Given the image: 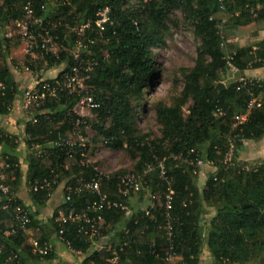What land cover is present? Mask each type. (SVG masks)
<instances>
[{
    "label": "trees",
    "instance_id": "16d2710c",
    "mask_svg": "<svg viewBox=\"0 0 264 264\" xmlns=\"http://www.w3.org/2000/svg\"><path fill=\"white\" fill-rule=\"evenodd\" d=\"M56 1L55 10L49 9L48 5L45 11H41L40 6L35 4V15L50 17L57 24L52 35L55 43L61 47L57 57L40 52L38 69L43 67L48 70L63 64L64 72L70 71L74 61L68 50H72L79 41L84 44L93 41L88 46V53L84 52L81 57L84 65L95 63L86 83V91L98 107L92 111L95 120L84 119L82 130L86 127L94 129L104 139L103 145L110 150L117 151L126 145L130 153L136 151L139 158L134 169L139 173L156 159L191 149L195 151L194 156L211 163L214 169L201 191L195 179L198 172L195 175L193 168L181 164L176 166L170 160L166 162L167 176L172 180L170 185L161 180L157 172L150 174L147 190L150 195L159 196L151 219L145 217L142 211L133 212L129 219L120 210L100 212L102 220L98 237H109L113 245L128 241L122 252L117 251L115 264H200L204 247L213 264H264V161L250 172H225L222 166L229 139L235 142L237 156L243 141H258L264 136V113H253L240 128L234 132L231 130L232 118L245 113L248 96L244 91H237L235 83L224 90L217 88L221 73L227 70V52L221 47L222 38L218 29L220 22L212 19L219 12L218 1L69 0L68 4L64 0ZM258 6L260 9L256 11ZM224 7L223 12L237 27L264 21V0H224ZM171 8L182 10L193 26V35L199 39L200 46L194 67L184 73L185 86L181 98L173 107H156L161 137L150 142L148 136L137 135V117L132 103L141 105L142 111L145 109L142 96L155 77L151 48L163 43ZM104 9H108L109 21L100 34L95 22ZM21 11V0H0V27L14 28ZM252 11L257 13L256 17H253ZM86 24L89 27L81 36L74 32H69L70 37L66 36L69 27L79 28ZM15 42L20 44L21 40L17 38ZM10 44L9 40H0V83L3 86L0 90V116L9 114L18 94L7 60ZM228 54L233 56V64L240 72L264 67V62H259L264 60V40L255 46L234 48ZM13 61L17 68L25 71V66H28L33 71L36 60L20 56ZM64 72L59 73L58 78ZM38 81L37 90L43 83L41 78ZM46 82L53 83L52 80ZM79 97L63 91L58 99L39 102L38 108L32 104L26 112L29 117L25 125L28 150L31 151L33 145H39L47 151L40 156L30 152L27 158L28 187L31 199L38 207L48 202L60 184L65 183V197L66 190L76 185L78 180L90 181L97 175L94 171L97 164L81 165L78 149L69 157L64 150L52 146L59 138L72 136L75 116L71 114L69 117L67 114L72 112ZM188 101H191V105L185 116L183 108ZM217 108L223 111L224 116L214 117ZM2 142H9L4 132L0 137ZM5 162L2 170L6 174L7 185L13 189L20 177L18 165L12 159ZM118 177L119 173L113 177H100L102 192L113 200L118 199ZM44 181L49 186L34 192L35 182L43 184ZM169 191L172 192L168 215L173 231V253L181 259L170 262L166 256L170 246L164 229V203ZM95 199L90 192L72 196L70 202L64 199L60 208L54 211L50 225L56 237L71 251L85 256L81 264H112L110 252H92V247L78 231L79 224L68 223L59 227L54 222L58 212L65 213L74 208L80 213L87 203ZM16 207L26 212L20 203L12 204L8 210L0 209V264H6L7 258L14 255L17 258L8 264H24L29 256L36 261L52 260V251L46 256L32 255V248L26 244L27 236L23 233L9 234L15 226L13 213ZM205 208L211 209L214 216L203 226ZM29 216L31 223L28 228H37ZM38 233L39 245H48L43 231L39 229Z\"/></svg>",
    "mask_w": 264,
    "mask_h": 264
},
{
    "label": "built area",
    "instance_id": "2783aa9c",
    "mask_svg": "<svg viewBox=\"0 0 264 264\" xmlns=\"http://www.w3.org/2000/svg\"><path fill=\"white\" fill-rule=\"evenodd\" d=\"M219 3V12L225 10L224 0H217ZM22 2V11L20 19L15 22V36L21 40L24 44V51L32 60H40L41 57L39 53L43 55H53L57 57V50L54 47L55 38L52 35V31H55L57 24L51 21L50 17H44L42 15H35V4L37 3L40 6L41 11H45L48 5H53L56 3V0H21ZM64 3H69V0H64ZM51 5V6H52ZM260 9V6L256 8V11ZM108 9H104L98 14V20L95 22V27L98 30V33L102 34L104 32V25L109 21L107 17ZM253 17L257 16V13L253 12ZM221 25L218 26V29ZM89 27V24L80 26L79 28H72V32L76 33L78 36H81L83 31ZM7 30L4 34H0V40H11L13 39V34L7 33ZM40 38V40H39ZM222 38V37H221ZM93 41L89 40L87 43L81 41L76 43V46L69 50L68 53L71 55L74 66L70 71L64 72L65 66L61 72H64L60 78L58 75L51 79L52 84H49L45 81H42L41 87L37 90H26L23 93L24 97V108L25 113L31 108L32 104L38 108L39 102H43L46 99H58L59 94L63 91L67 95H78L80 96L78 103L75 105L71 113L67 115L71 117V114H74L75 119L73 121V132L72 136L66 138H59L56 142L52 144L53 148H60L65 151L66 155L71 157L72 152L76 149L80 155V163L82 166L91 165V161L88 158V148H87V139H86V128L84 130L83 126L85 125L84 119L87 116H84L85 110H90L91 112L95 110L98 106L96 105L93 97L88 94L86 91V83L90 79V72H92V65L95 64H86L82 63L81 55L84 52L88 53V46L92 45ZM221 47L224 48V43L222 42ZM259 62H264L261 60ZM226 68L227 70L235 76V84L237 85V91H244L248 96V101L246 102V111L244 114L235 115L232 118L231 130L234 132L237 128H240L244 123H246L250 117L255 112L264 113V78H247L239 74V70L233 64V56L227 53L226 56ZM28 66L25 67V71H29ZM60 72V73H61ZM3 89L2 84L0 83V90ZM224 113L221 109L217 108L214 112V117H222ZM34 119V118H33ZM32 119V120H33ZM88 119V118H87ZM33 123L35 120L32 121ZM3 136V131L0 128V137ZM243 145L245 141L242 142ZM229 148L222 159L223 170L228 172L230 170H235L237 173L241 172H250L254 170L258 163L256 164H243L238 161L237 156L235 155V142L231 139L228 141ZM30 152H35L37 156L45 155L46 150H43L39 145H33ZM195 155L193 149L187 152H179L177 154H171L167 158H162L160 160L156 159L153 163L147 164L140 175L135 173L126 174L118 177L117 180V193L118 199H110L105 193L101 190L100 177L101 174L97 171V168L94 169L97 175L92 178L90 181L78 180L76 185L69 187L66 190V196L64 197L65 202H70L72 196H80L85 192L92 193L96 199L92 202L87 203L81 210L80 213H77L75 209H69L67 212L63 213L61 216H58L54 219V222L59 225H65L68 223H77L78 231L86 239V242L92 247V252H110L113 258L110 260L112 264L117 262V251L122 252L123 248L128 244V241H125L123 244L113 245V241L109 237H98L99 235V223L101 222L100 212L105 210H120L124 212L125 218L129 219L132 216V212L128 208V204L133 195L140 194L144 189H148L147 178L153 172H157L159 178L163 180L167 185H170L171 178L167 176L166 162L171 161L176 166L184 165L189 168H193L192 173L196 175L199 169L204 166L212 167L211 163H206L202 158H198ZM8 166L6 165L5 168ZM49 184L44 181L43 184H38L35 182L33 186V191L38 192L43 190L45 187H48ZM171 195L172 192L169 191V195L165 197L164 209H165V230L167 233V241L169 242V252L167 253V261L172 260L179 261V257L174 255L172 239L173 231L170 223V216L168 215L171 210ZM3 199L2 207L4 210L10 209L11 205L15 203V197L13 196L10 187L7 185L4 177L3 170H0V201ZM151 204L144 210H141L144 213L145 217L152 218V212L155 208V203L159 201L158 195H150ZM13 221L15 226L12 228L10 235H16L18 233L26 234L28 226L31 223V219L26 212H23L20 207H16L13 213ZM128 234V231L125 232ZM60 239V238H59ZM61 240V239H60ZM62 241V240H61ZM31 248L33 253L38 254L39 256H46L51 248L47 244L40 246L37 240H33L31 243ZM1 251V248H0ZM171 252V253H170ZM17 256H10L6 260V264L16 259Z\"/></svg>",
    "mask_w": 264,
    "mask_h": 264
},
{
    "label": "rangeland",
    "instance_id": "374dc122",
    "mask_svg": "<svg viewBox=\"0 0 264 264\" xmlns=\"http://www.w3.org/2000/svg\"><path fill=\"white\" fill-rule=\"evenodd\" d=\"M132 5L136 4L132 3ZM56 6V3H54L52 8L55 10ZM212 19L220 22L219 25L221 26L219 28V33L222 37V42L224 43L223 50L225 53H228L229 50L234 49L233 32L239 31V28H236L237 26L233 24L234 22L225 12H218L212 17ZM166 26L168 30L164 34L163 43L151 48L154 60L155 77H153L154 79L151 80L149 87L145 90L142 96L141 101L145 104V109L142 111L141 105H138L137 102L132 103V107L134 108L137 117V121L135 122L137 135L148 136L150 142L161 137L160 127L156 121V107L158 105L173 107L175 102L181 98L185 86L184 73L194 67L197 49L200 46L199 39L193 35V26L189 23L181 9L171 8L169 10ZM10 32L14 36L12 40H9L11 46H21V48L18 49L21 52L20 56H28L24 51L23 43L20 42L21 44H16L15 41L17 40V37L15 36V31L11 27H9L7 33ZM69 32H72L70 27L66 32V36L68 37H70ZM4 33L5 29L0 28V34L2 35ZM244 34L245 33L241 34V36ZM237 35H239V33ZM53 45L57 50L61 48L57 43H54ZM20 56L14 57L13 60L20 58ZM13 60L12 62L15 63ZM40 61L41 60L37 61L38 63H36V65H38ZM33 67L35 68L34 64ZM227 72L229 71L226 70L222 72L220 77L221 82L226 85L230 82L227 77ZM190 105L191 101H188L183 108V114L185 116L188 113L187 108ZM83 114L84 116H87L89 120H95V116L90 110H85ZM107 124L108 123L105 120V126H107ZM86 139L88 158L92 164H97L96 168L101 176L113 177L118 173L119 177L130 173L140 175V173L134 169L139 158L136 151L130 153L126 150V145L123 149L117 151L110 150L103 145L104 139L91 127L86 128ZM213 172L214 169L209 166H204L199 169L195 179L196 185L200 191L203 190L208 175ZM150 204V192L149 190L144 189L140 194L131 197L128 208L133 213L146 209ZM213 216L214 212L211 209L205 208L202 217L203 226L208 224ZM200 259V264H213L206 247L203 248Z\"/></svg>",
    "mask_w": 264,
    "mask_h": 264
},
{
    "label": "crops",
    "instance_id": "0c3cea01",
    "mask_svg": "<svg viewBox=\"0 0 264 264\" xmlns=\"http://www.w3.org/2000/svg\"><path fill=\"white\" fill-rule=\"evenodd\" d=\"M49 9H52L51 5H49ZM9 27L10 26H5L0 28H4L6 31ZM236 28H239V31L233 32V48L235 49L255 46L264 40V21H259L247 26ZM238 33L239 35H237ZM243 33L245 34L241 36ZM20 48L21 46H11V44L8 47V65L17 85L18 94L15 97L9 114L0 116V128L6 134L9 140V142L0 143V170L3 169V166L6 163L5 161L8 159H12L18 165L20 177L16 183V186H14L13 189L10 188L13 196L15 197L14 204L20 203V206L26 210L28 215H31L34 222L38 226L35 229L28 228L26 234H24L27 236L26 244L30 246V243L33 240H37V238H39V229H41L44 235H46L48 246H50L51 251L54 254V258L50 261H36L29 256L24 264H81L85 256L80 252L71 251L65 243L56 237V235L52 232V227L50 225V220L54 216V211L59 209L64 203L65 183H62L57 187L44 206L38 207L31 199L30 189L27 182V158L30 154V151L28 150L25 143L27 141L25 135V125L29 121V117L23 110V93L26 90H36V86L39 84V78H41V82L55 78L63 70L64 65L62 64L48 70L42 67L40 70H38V65H36L38 62L35 61V68L33 71H23L12 63L14 57H19L21 55V52L18 50ZM227 73L228 80L230 81L228 85L235 83V76L230 72ZM239 74L247 78H264V67L247 69L242 72L239 71ZM223 85L224 88L228 86L225 83H223ZM237 159L238 161L246 164L263 162L264 136L258 141H245L242 149L237 154ZM4 177L7 183L5 173ZM3 201H0L1 210H4L2 207ZM62 214V211L58 212L57 217L61 216ZM6 234H8V232ZM32 255L36 254L32 251Z\"/></svg>",
    "mask_w": 264,
    "mask_h": 264
},
{
    "label": "water",
    "instance_id": "95a60500",
    "mask_svg": "<svg viewBox=\"0 0 264 264\" xmlns=\"http://www.w3.org/2000/svg\"><path fill=\"white\" fill-rule=\"evenodd\" d=\"M217 88H219L220 90H224V89H225V88H224V85L221 84V83H218V84H217Z\"/></svg>",
    "mask_w": 264,
    "mask_h": 264
}]
</instances>
